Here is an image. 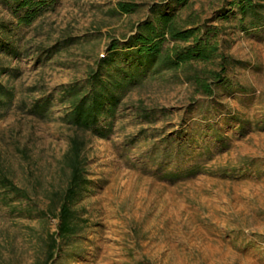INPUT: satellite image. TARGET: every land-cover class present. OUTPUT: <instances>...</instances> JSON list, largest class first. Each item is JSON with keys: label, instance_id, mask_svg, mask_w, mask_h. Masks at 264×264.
Instances as JSON below:
<instances>
[{"label": "rangeland", "instance_id": "rangeland-1", "mask_svg": "<svg viewBox=\"0 0 264 264\" xmlns=\"http://www.w3.org/2000/svg\"><path fill=\"white\" fill-rule=\"evenodd\" d=\"M35 1L22 25L27 8L0 0V264H44L75 133L63 88L153 5L218 43L229 84L204 96L178 72L147 76L102 132L79 133L89 181L73 206L79 230L49 264H264V6L243 16L233 0Z\"/></svg>", "mask_w": 264, "mask_h": 264}, {"label": "trees", "instance_id": "trees-1", "mask_svg": "<svg viewBox=\"0 0 264 264\" xmlns=\"http://www.w3.org/2000/svg\"><path fill=\"white\" fill-rule=\"evenodd\" d=\"M12 1L19 9L27 8L25 14L18 17V24H30L38 14L40 2ZM186 1L177 0V3L185 4ZM232 3L243 16H257L264 6V0H233ZM135 6L131 2H120L118 12L129 14ZM125 38L124 44L115 39L109 45L108 55L96 60L84 81L63 88L69 105L66 120L75 133L70 137V147L64 158L69 181L58 205V228L51 234L44 264H49L63 243L79 230V218L73 206L86 195L89 183L83 174L85 141L79 133L102 132L101 124L116 115L124 94L147 76L178 72L204 96H213L217 86L229 84L226 77L229 62L225 54L219 53L218 43L212 41L208 33L203 35L196 22H181L174 11L165 12L153 5L148 18L135 26L134 34ZM179 42L187 45L182 47ZM217 59L220 60L217 68L198 67L199 64H215ZM198 170V166H193L168 174L176 179Z\"/></svg>", "mask_w": 264, "mask_h": 264}]
</instances>
